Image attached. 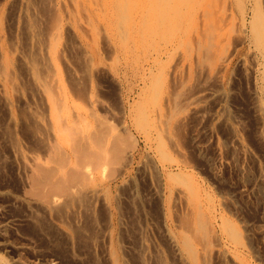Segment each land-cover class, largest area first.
<instances>
[{
	"label": "rangeland",
	"instance_id": "374dc122",
	"mask_svg": "<svg viewBox=\"0 0 264 264\" xmlns=\"http://www.w3.org/2000/svg\"><path fill=\"white\" fill-rule=\"evenodd\" d=\"M43 1L0 0V262L111 264L108 253L117 243L125 264H185L182 217L191 210L208 219L209 235L215 236L210 264H264V82L256 49L243 43L239 15L232 17L228 0H204L227 15L228 30L207 63L195 35L187 33L162 58L140 50L137 78L102 22L95 29L66 20L52 68L38 44L51 27ZM28 4L36 7V34L24 15ZM160 16L156 12V22ZM158 75L162 83L153 80ZM37 81L58 96L59 107L78 105L71 124L91 111L93 120L104 119L121 138V149H110L106 164L83 166L90 177L107 179L96 185L101 193L109 187L118 195V208L96 199L99 210L83 217L85 232L74 241L32 193L37 158L52 160L56 139ZM59 86L67 99L57 95ZM162 106L164 113L173 111V137L164 152L158 137L149 136V124L140 125L136 116L137 109L149 107L156 120ZM195 197L199 210L193 209ZM188 236L195 241L189 227Z\"/></svg>",
	"mask_w": 264,
	"mask_h": 264
},
{
	"label": "bare ground",
	"instance_id": "6f19581e",
	"mask_svg": "<svg viewBox=\"0 0 264 264\" xmlns=\"http://www.w3.org/2000/svg\"><path fill=\"white\" fill-rule=\"evenodd\" d=\"M27 3H30V0ZM65 4L69 7L65 8ZM70 6L73 10H69ZM60 8L66 9L65 16L59 13ZM228 8L232 17L239 15V28L243 43L249 48L256 49L257 70L264 82V0H228ZM41 10L45 15L49 11L51 27L43 39H41L43 35L39 36L38 44L45 49L50 65L54 69L57 67L59 38L66 20H69L71 26L73 24L71 21L87 22L95 29L105 23V29L110 30L111 38L115 39L120 55L130 62L131 66L128 68H134L136 78L142 74L139 65L142 59L140 50L146 51L147 55L162 58L172 48H175L178 42H182L187 33H190V36L195 35L196 38L193 41L205 56H203L204 63H207L211 52L223 47L221 40L228 31L224 22L227 15L218 13L216 7L204 0H188V2L187 0H44ZM31 11H36V7L28 4L24 15L29 22L30 33L36 34L31 24L36 21V17L32 18L34 14ZM158 11L161 12V16L156 22L155 14ZM36 16L39 20V15ZM159 25L161 29L158 28ZM177 33L179 36L172 38ZM152 39L157 40L158 43H152ZM146 45L154 46L147 48ZM150 48H155L157 52L153 53L149 50ZM93 54L98 56L96 47ZM91 72H94V66ZM164 79L159 75L153 78L154 81L160 83ZM44 81H37V85L42 88L51 108L52 118L49 124H51L50 128L56 139L50 144V150L54 152L52 160L43 161L37 158L32 178V193L49 217L63 221L60 225L61 230L74 241L80 239L85 232L80 228L83 217L91 215V210L93 213L99 210L95 205L96 199L107 205L112 202L116 206L119 203L117 202L118 195L112 193L109 187L104 188L103 193L97 187L96 184H105L107 179L97 176L90 177L83 171V166L106 164L110 149L117 151L115 148L121 146V138L113 130L115 128L109 127L110 125L104 119L97 117L93 120L91 111L88 114L84 113V116L80 113V120L71 124L69 117L75 111H79L78 105L67 103L59 107L58 96L47 91L51 88L43 84ZM56 93L60 98H66L60 86L56 88ZM167 105L171 106L170 98H168ZM162 108L163 106L160 107L156 120L149 107L137 109L136 116L140 125L149 124V136L158 137V146L164 152L166 139L171 140L173 137L168 127L173 111L164 113ZM113 135L116 139L112 138ZM69 147H71L70 151L66 149ZM82 185L89 186L82 187ZM197 199L195 197L192 200L194 210L200 209ZM100 211H102L101 208ZM182 221L187 227V230L181 234L180 242V256L185 264H201V262L210 264L209 256L213 251L211 244L215 236L213 233L209 235L211 231H209L208 219L195 216L191 210H187ZM188 227L195 241L188 236ZM226 228L237 236L234 227L226 225ZM108 259L111 264H125L120 254V245L117 246L116 243L111 248ZM138 264H147V261H141Z\"/></svg>",
	"mask_w": 264,
	"mask_h": 264
}]
</instances>
